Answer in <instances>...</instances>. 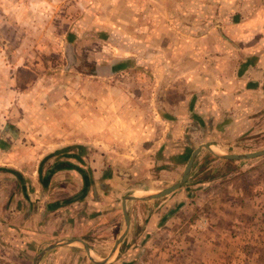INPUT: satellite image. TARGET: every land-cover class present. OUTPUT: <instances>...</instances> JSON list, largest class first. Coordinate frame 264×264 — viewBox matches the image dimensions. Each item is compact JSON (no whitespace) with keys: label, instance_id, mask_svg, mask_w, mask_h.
<instances>
[{"label":"crops","instance_id":"crops-1","mask_svg":"<svg viewBox=\"0 0 264 264\" xmlns=\"http://www.w3.org/2000/svg\"><path fill=\"white\" fill-rule=\"evenodd\" d=\"M158 2L165 30L152 28L156 14L147 4L136 28L147 24L149 37L139 34L134 46L109 44L106 26L88 30L93 16L68 34L76 46L98 43V58L94 45L86 59L119 83L96 86L77 75V82L52 84L45 100H31L26 77L22 84L27 66L13 69L11 52L0 51V264H66L75 239L90 256L105 257L125 228L126 191L139 196L179 180L202 144L208 147L197 153L191 176L206 153L215 159L204 166H243L219 155L243 153L239 140L264 123V0ZM132 3L135 9L124 10L133 11L135 27L140 5ZM114 4L111 14L122 17ZM137 201L124 203L129 228L121 245L135 238L132 205L148 203ZM157 215L149 214L146 229ZM115 252L110 264H126L121 246Z\"/></svg>","mask_w":264,"mask_h":264},{"label":"rangeland","instance_id":"rangeland-1","mask_svg":"<svg viewBox=\"0 0 264 264\" xmlns=\"http://www.w3.org/2000/svg\"><path fill=\"white\" fill-rule=\"evenodd\" d=\"M133 1L0 0V51L11 52L13 69L19 68V64L27 66L21 75L22 84L26 77L29 98L32 100L42 95L45 100L44 94L55 88L52 84L77 82L78 76L81 81H91L96 86L102 82L109 85L119 83L116 75L102 76L99 66L86 59L89 47L94 45L98 58V43L84 40L76 46L67 39L69 32L79 30L80 24L84 25L93 16L88 30L99 28L96 25L106 26L109 44L122 48L124 45L134 46L135 37L148 34L147 24L138 27L141 31L136 28L137 21L147 18V4L156 14L152 20L156 25L152 28L165 30L167 23L158 0H136L140 5V17L136 15L135 27L131 26L129 21L133 11L124 10V5L135 9ZM114 3L120 6L122 17H117L115 11L116 17L111 14ZM175 27L179 30L178 26ZM144 36V39L149 37ZM122 43L125 44L122 46ZM106 46L101 47L110 53L115 50ZM113 57L109 54V58ZM80 70L86 74H78L83 73L78 72ZM149 77L153 78L152 75ZM125 78L128 83L135 81L132 74H126ZM239 141L244 147L241 154L264 149V123L254 128L247 139ZM212 159L215 157L210 153L200 159L201 165L195 167L192 176L189 175L180 188L171 192L170 202L165 207L161 203L167 198L164 196L132 205L135 238L123 245L119 243V248L123 249L121 258L126 264H130L127 260H133V264H264V155L239 159L238 164L243 166H204ZM227 160L233 162L237 159ZM166 180L157 187L166 188L178 181ZM129 192L126 191L127 195ZM150 213H159V216L146 229L145 221ZM132 244H135L134 253L130 252ZM125 246L128 247L126 251ZM74 248L76 251L72 250L64 257L66 264H83L81 259L93 264H110L116 253L111 258L108 257L111 250L103 258L91 256L97 261L108 259L100 263L90 259L82 243L77 242Z\"/></svg>","mask_w":264,"mask_h":264},{"label":"water","instance_id":"water-1","mask_svg":"<svg viewBox=\"0 0 264 264\" xmlns=\"http://www.w3.org/2000/svg\"><path fill=\"white\" fill-rule=\"evenodd\" d=\"M203 146L206 147V148L208 147L207 144H202L201 146L196 147L191 152V154L189 155L188 160L186 162V165L184 167V170H183L181 178L177 182H175L174 184H172V185H170V186H168L166 188L159 189V190H157L156 192H153V193L142 194V195H139V196H136V195L133 196V195L129 194V195H125L122 198V203L121 204H122V211H123L124 220H125V228H124L123 233L118 237V239L116 241V244L112 247V249L110 251V254H109L110 256H108L109 258H111V256H113V254L116 251L117 246L119 245V243L121 242L123 236L125 235V233L127 232L128 228H129V214L127 213L126 206L124 204L126 202V200L128 201V200L135 199V200L142 201V200L156 199V198H160V197H163L165 195H168L169 193H171V192L177 190L178 188H180L188 180L189 175H190V171H191V168H192V165H193V162H194V159H195L197 153L199 152V150ZM261 155H264V149H262L260 151H257V152H251V153H245V154H220L219 157L223 158V159H237V160H239V159H247V157L248 158H253V157H257V156H261ZM75 240H77V241H79L80 243L83 244L87 255L90 257V259L93 262L105 263L108 260L107 258L105 260H103V261L94 260L90 256L89 248L87 247V245L82 240H79V239H75ZM52 245L53 244H50L46 249L51 248ZM43 253H44V251H40L37 254L36 262L39 260L40 256Z\"/></svg>","mask_w":264,"mask_h":264}]
</instances>
